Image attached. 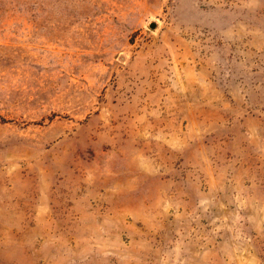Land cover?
<instances>
[{
	"label": "rangeland",
	"instance_id": "374dc122",
	"mask_svg": "<svg viewBox=\"0 0 264 264\" xmlns=\"http://www.w3.org/2000/svg\"><path fill=\"white\" fill-rule=\"evenodd\" d=\"M0 264H264V0H0Z\"/></svg>",
	"mask_w": 264,
	"mask_h": 264
},
{
	"label": "water",
	"instance_id": "95a60500",
	"mask_svg": "<svg viewBox=\"0 0 264 264\" xmlns=\"http://www.w3.org/2000/svg\"><path fill=\"white\" fill-rule=\"evenodd\" d=\"M151 29H153V28H155L156 27V25L154 24V23H152V24H150V26H149Z\"/></svg>",
	"mask_w": 264,
	"mask_h": 264
}]
</instances>
